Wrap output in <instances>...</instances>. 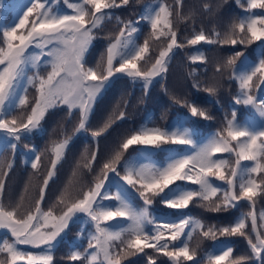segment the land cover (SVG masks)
<instances>
[{"label": "snow or ice", "instance_id": "obj_1", "mask_svg": "<svg viewBox=\"0 0 264 264\" xmlns=\"http://www.w3.org/2000/svg\"><path fill=\"white\" fill-rule=\"evenodd\" d=\"M64 3L74 10L73 14L56 15L48 5V0H33L19 22L2 32L6 46L0 47V132L7 134L6 140L11 137V140L20 141L22 135L31 133L39 127L48 110L59 106H67L69 114L73 109H78L80 123L77 131L84 130L98 96L117 73L126 75L134 81H142L147 90L156 77H162L168 71L170 54L174 49L183 47L178 43L177 33L173 30V11L167 5L161 4L154 13L141 17L149 21L152 35L157 40L165 37L169 41L167 46L159 51L149 69L142 70L138 66V62L144 60L149 53V40L145 39L142 46L136 45L132 37L138 29L131 23L121 28L114 42L107 47L106 62L102 58L95 67L86 66L85 53L95 39L93 29L110 14L106 10L126 5L129 0L119 2L82 0L79 4L64 0ZM254 9L264 10V0H248L247 10ZM176 14L179 15V12ZM30 17L32 21L27 32L18 35V30L25 29L29 24ZM237 32L245 34L244 37L239 38ZM258 41H264V13L239 19L231 25V31L225 33L222 38L220 33L216 34V39H212L200 31L188 40V43L197 45L204 42L234 46L237 43ZM33 47L40 49V53H30L29 49ZM241 55L243 53L238 52L229 57L223 66H217V72H220L222 67L234 68L236 60ZM44 56L49 57L46 63L50 70L46 75H41L39 67ZM29 66L36 69V72L33 76L27 77V84L35 87L38 95L27 117L18 120L12 115L13 96L20 77L25 75V70ZM233 77L238 80L240 90L234 102L250 105L264 117V98L258 99L252 94L254 88L259 91L260 85H264V59L242 73L237 74L234 71ZM206 91L212 93L215 92V88L209 87ZM24 92L25 95L18 99L15 106L22 107L28 103L26 88ZM190 112L193 116L211 119L196 106H191ZM123 118L124 112H120L116 117ZM113 122L109 119L102 128L94 131L92 136H101ZM68 143L69 139H65L53 144L51 151L55 158L51 161L47 177L39 189L38 199L34 208L22 214L20 213L22 203L8 205L4 202L5 178L12 164L0 165V168L4 169L0 175V229H7L14 238L11 242L5 240L0 245V253H7V260H0V264H53L52 249L78 213H85L90 218L95 232L83 253L71 254L72 261H84L85 264H122L123 259L145 253L146 248L163 253L172 264H180L181 258L187 261L194 260L195 251L190 250L187 241L192 239L193 232L204 228L203 223L186 216L171 222L157 223L149 212V207L156 197H160L161 202L168 208L177 210L187 209L196 199L208 201L209 210L213 212L227 211L236 207L240 201L246 200L252 211L246 217L237 220L234 225L219 228L218 232L221 236L245 237L251 249L252 256H241L238 260L231 261V264H242L252 259L264 264V212L260 213L261 223L258 226L254 201L260 194L258 190L261 189V185H264V179L258 182L255 178L264 172V122L259 126L255 121L239 123L236 112L233 111L226 127L204 143L194 141L187 130L180 132L144 126L122 143L124 151L130 146L141 145L144 146L141 155L146 158L151 155L150 149L165 145H186L191 151L182 153L176 148H168V159L163 165L155 163L135 165L125 161L123 175L119 170L123 151H118L103 164L92 187L82 190L76 197L68 192L61 197L59 203L65 207L61 214L56 215L51 208L44 210L41 204L45 200L49 180L55 175L57 164L61 161ZM5 146L14 151L17 145L9 141ZM222 153L232 154L236 158L230 175H226L224 171L229 161L218 157V154ZM95 160L96 154L93 153L91 161ZM39 161L40 156H35L31 166L37 168ZM242 161H251L253 166L241 171ZM84 166L89 171L92 170L91 162ZM110 174L119 176L128 188L138 194L143 201V207L137 208L129 202L126 189L117 191L114 197H110L106 190ZM213 177L224 181L228 187L216 186L212 182ZM178 182L199 187L185 190ZM218 194H222V199L214 203L213 198ZM110 198L118 203L112 207L104 206L103 201ZM248 218L251 219V231L254 236L245 231ZM118 219L129 223L126 228L113 230L110 222ZM148 225L153 226L151 231L148 230ZM186 229H190L186 240L179 246L174 245L169 249V243L180 241ZM202 234L213 240L217 238V230L214 227H209ZM19 245L43 248L45 251L28 252L19 248ZM90 249L94 251H89ZM231 255L232 248L228 247L220 254L210 256V264H225ZM148 260L149 264H156V260L151 256H148Z\"/></svg>", "mask_w": 264, "mask_h": 264}, {"label": "trees", "instance_id": "obj_2", "mask_svg": "<svg viewBox=\"0 0 264 264\" xmlns=\"http://www.w3.org/2000/svg\"><path fill=\"white\" fill-rule=\"evenodd\" d=\"M82 0H69V3L79 4ZM119 2V0H118ZM33 0H0V47H5L2 32L19 22ZM161 4L167 5L173 11V30L177 33V41L183 47L175 48L168 62V71L162 77H156L150 88L146 90L143 82L116 74L111 82L98 96L92 113L86 123L85 129L79 128V110L73 109L71 114L67 106H59L46 112L37 129L21 136L20 141L5 137L6 133L0 132V165L12 164L11 170L5 178L4 202L8 205L21 204L20 213L34 208L39 196V189L55 158L51 151L54 143L69 139V143L63 152L61 161L57 164L55 175L49 180L45 190V200L41 204L44 209L51 208L54 213H60L65 205L59 203L66 192L73 197L79 196L82 190H87L94 185L96 176L100 174L103 164L111 159L116 152L123 151L119 170L124 174V163L128 161L135 165L155 163L163 165L168 159V148H176L179 151H191L186 145H165L161 148L150 149V157L141 155L144 146L133 145L128 150L122 149V143L136 130L148 126L159 127L168 130L184 132L187 130L197 143H204L217 132L222 131L227 120L232 118V112H236L237 122L248 123L255 121L259 126L264 122V117L250 105L236 104L234 101L239 95V82L233 77V72L242 73L248 67L258 64L264 59V41L236 45L207 44L201 42L191 45L188 40L192 39L200 31L209 38L216 39V34L223 35L231 31V25L239 19L249 15H260L264 10H247L248 0H129L126 5L106 10L109 15L101 20L100 24L93 29V39L88 51L85 53V64L95 67L103 58L106 62L107 47L119 35V31L125 25L131 23L138 31L132 39L136 45L142 46L145 39L149 40V53L145 59L138 62L142 70H147L154 63L159 51L169 42L165 37L157 40L152 35L150 23L141 17L148 16L157 11ZM48 5L56 15L73 14L74 10L67 7L64 0H48ZM243 5V7L241 6ZM179 12V15L176 13ZM32 18L25 29L18 30V35L26 33L31 25ZM245 34L237 32L239 38ZM18 42V41H17ZM32 54H39L40 49L30 48ZM242 52L236 60L234 68H223L217 72V66H223L229 57ZM203 57V59H200ZM44 56L40 61L39 73L46 75L49 71ZM119 61H116L118 64ZM36 69L30 66L26 68L25 75L18 81L14 92V107L12 115L18 120L25 119L38 95L35 87L27 84V77L33 76ZM256 81L254 80V83ZM214 87L215 92L206 91ZM27 89L28 103L25 106H15L18 99L25 95ZM253 95L264 98V85L260 90L253 89ZM196 106L211 117L205 119L201 116H193L190 107ZM120 112L125 113V118L116 119ZM112 119L114 122L99 137H93L92 133L98 131L105 123ZM16 143L13 151L5 145L7 142ZM96 154V160L91 161L92 154ZM35 156H40L37 168L31 165ZM219 158L229 161L224 168L226 175H230L231 168L235 166V156L229 153L218 154ZM91 162L92 170L89 171L84 165ZM253 162L242 161L241 171L252 167ZM0 168V175L3 174ZM259 182L264 179V172L255 177ZM213 184L221 188H227L224 181L212 178ZM185 190L198 189V185L186 182H178ZM175 187V186H173ZM126 189L129 202L139 208L143 207V201L133 190L128 188L123 180L115 174H110L106 190L110 197H114L117 191ZM238 191V189H237ZM260 194L254 198L257 225L259 226L260 213L264 212V185L258 190ZM21 197L23 201L21 202ZM222 199V194L213 198L214 203ZM118 202L114 199L103 201L104 206L112 207ZM208 201L194 200L187 209H170L161 202L160 197L154 199L149 207V212L157 223L171 222L181 217H190L200 220L204 228L197 229L192 233V239L187 241L189 248L195 251V259L187 261L181 258L180 264H210L209 257L220 254L228 247L232 248V255L225 264L238 260L241 256H252L250 247L245 237L221 236L218 229L224 226L234 225L237 220L246 217L252 211L249 202L240 201L236 207L227 211L213 212L209 210ZM128 221L117 220L110 222L113 230L126 228ZM245 229L250 235L251 219L246 220ZM151 231L152 225H148ZM209 227L217 230L215 240L203 236V231ZM190 229L185 230V235L180 241L170 242L169 249L174 245L179 246L187 238ZM95 232L94 224L85 213L74 217L68 228L57 239L52 249L53 264H85L84 261H72L71 254L83 253L88 247V241ZM125 238H127L125 236ZM14 238L8 231H0V245L5 240L11 242ZM24 251L42 252L45 249H36L27 245H19ZM89 251H94L90 249ZM147 253V255H145ZM145 253H139L122 260V264H149L148 256L156 260V264H172V261L163 253H157L154 249L146 248ZM0 260H7V253H0ZM242 264H259L255 259L247 260Z\"/></svg>", "mask_w": 264, "mask_h": 264}, {"label": "rangeland", "instance_id": "obj_3", "mask_svg": "<svg viewBox=\"0 0 264 264\" xmlns=\"http://www.w3.org/2000/svg\"><path fill=\"white\" fill-rule=\"evenodd\" d=\"M17 43H19V42H17ZM165 47H166V46H165ZM165 47H164V48H165ZM164 48H162V50H163ZM117 74H119V73H117ZM149 88H150V86L148 87V89H149ZM148 89H147V90H148ZM61 142H62V141H61ZM59 143H60V142H59ZM46 177H47V176H46ZM44 210H48V209H45V208H44ZM63 210H64V209H63ZM61 212H62V211H61ZM61 212H60L59 214H61ZM55 214H56V213H55ZM59 214L57 213L56 215H59ZM78 214H80V213H78ZM78 214H77V215H78ZM73 219H74V218H73ZM70 223H71V222H70ZM70 223H69V225H70ZM4 230H5V231H8L7 229H0V231H4ZM8 232H9V231H8ZM9 233H10V232H9Z\"/></svg>", "mask_w": 264, "mask_h": 264}]
</instances>
